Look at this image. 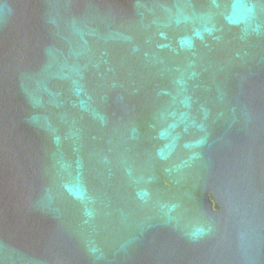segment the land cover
Returning <instances> with one entry per match:
<instances>
[{"label":"water","instance_id":"water-1","mask_svg":"<svg viewBox=\"0 0 264 264\" xmlns=\"http://www.w3.org/2000/svg\"><path fill=\"white\" fill-rule=\"evenodd\" d=\"M0 264H264V0H0Z\"/></svg>","mask_w":264,"mask_h":264}]
</instances>
